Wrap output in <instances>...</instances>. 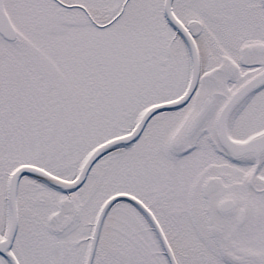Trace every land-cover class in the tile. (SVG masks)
<instances>
[{"label":"snow or ice","instance_id":"1","mask_svg":"<svg viewBox=\"0 0 264 264\" xmlns=\"http://www.w3.org/2000/svg\"><path fill=\"white\" fill-rule=\"evenodd\" d=\"M0 264H264V0H0Z\"/></svg>","mask_w":264,"mask_h":264}]
</instances>
